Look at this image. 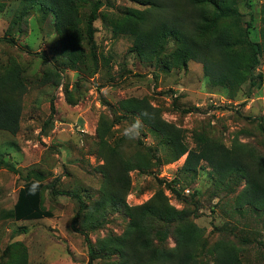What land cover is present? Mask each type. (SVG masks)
Instances as JSON below:
<instances>
[{
  "label": "rangeland",
  "instance_id": "374dc122",
  "mask_svg": "<svg viewBox=\"0 0 264 264\" xmlns=\"http://www.w3.org/2000/svg\"><path fill=\"white\" fill-rule=\"evenodd\" d=\"M96 1L80 4L84 27ZM99 1L103 6L94 24L95 57L85 41L86 65L71 69L60 56L59 36L50 14L32 8L26 0H0V37L16 42L0 43V77L18 72L26 86L19 132L12 135L0 131V160L8 158L19 170L16 174L0 167V264L10 263L14 251L8 249L16 243L24 244L27 264H88L84 237L71 230L77 210L71 197L53 196L51 189L45 191L44 207L54 213L52 219L16 222L11 211L19 190L26 180L35 178L36 171L43 174L46 186L59 179L58 190H77L85 199L87 193L97 197L102 180L95 169L99 165L94 155L96 127L101 115L111 116L113 111L120 115L117 103L121 99L148 97L162 108L165 120L185 131L190 147L194 145L193 130L200 129L226 146L249 144L264 155V132L259 128H264V86L251 84L259 74L264 76V51L255 78L244 83L231 99L227 89L210 85L202 64L192 61L187 68L170 69L163 61L143 62L131 52L129 37L114 35L116 21L131 10L145 9L141 0ZM239 8L244 25L252 26L251 40L263 42V0H255L251 8L242 2ZM69 93L73 103H69ZM51 102L55 107L53 121L44 128ZM141 128L140 123L131 120L115 130L118 136L130 132L147 146L158 147L153 137L142 135ZM158 154L163 156L161 149ZM185 159L186 155L157 168V178L175 180ZM131 181L127 198L131 206L149 200L158 185L155 176L137 171L131 173ZM187 186L182 191L185 198L195 196L197 190L201 192L196 198L198 217L194 221L203 236L210 243L228 239L237 244L245 264H264V213L245 206L236 211L235 198L244 185L230 192L219 191L215 196L214 176L207 168ZM166 194L174 206L183 208L170 191ZM126 223L122 216L113 215L105 228L121 233ZM88 233L96 242L106 231ZM243 238L250 244L243 245ZM169 244L174 245L172 240Z\"/></svg>",
  "mask_w": 264,
  "mask_h": 264
},
{
  "label": "trees",
  "instance_id": "16d2710c",
  "mask_svg": "<svg viewBox=\"0 0 264 264\" xmlns=\"http://www.w3.org/2000/svg\"><path fill=\"white\" fill-rule=\"evenodd\" d=\"M26 1L32 8L52 16L59 36L60 56L69 68L86 65L85 41L95 57L94 24L103 6L101 1L93 3L85 27L80 12L84 0ZM141 1L144 10H131L113 27L115 36L132 40L131 52L141 61L157 64L163 61L170 69L187 68L192 61L200 63L210 85L227 89L231 99L244 83L255 78L261 65L264 40L261 43L251 40L252 26L244 25L239 8L242 2L251 8L255 0ZM261 14L264 28V0ZM0 43L16 44L8 37H0ZM258 76L251 82L252 86H264V76ZM25 91L18 72L11 71L0 77V131L12 135L19 132ZM71 96L69 93V103L74 102ZM50 108L44 128L53 121V102ZM117 112L120 115L115 111L111 116L101 115L96 127L94 155L99 165L95 169L102 180L97 197L87 193L85 199L80 191L58 190L59 179L46 186L43 174L36 171L35 178L26 180L18 192L11 211L13 219L16 222L52 219L54 213L44 207V193L51 189L53 196L66 195L77 204L71 230L84 237L88 264H245L237 244L228 239L210 243L196 226L194 220L198 217L199 205L196 198L201 192L197 190V194L188 199L182 191L209 168L214 176L215 196L219 191L230 192L244 185L235 198L236 211L245 206L264 213V155L249 144L236 142L226 146L200 129L193 130L194 145L190 147L185 141V131L165 120L162 108L148 97L121 99ZM131 120L137 125L140 123L142 135L153 137L158 147L147 146L130 132L118 136L116 126L125 127ZM259 128L264 132L262 126ZM160 149L163 156L158 154ZM185 155L175 180L167 182L157 178V168ZM0 167L19 173L8 158L0 160ZM134 171L155 176L158 185L149 200L131 206L127 198L132 190L131 173ZM167 190L183 204L182 209L171 203ZM113 215L127 221L121 233L105 228ZM97 230L106 233L93 242L88 231ZM169 240L173 241V246ZM242 243L250 244L246 238ZM24 249L23 243L9 246L8 252L14 251L9 264H27L28 254Z\"/></svg>",
  "mask_w": 264,
  "mask_h": 264
}]
</instances>
